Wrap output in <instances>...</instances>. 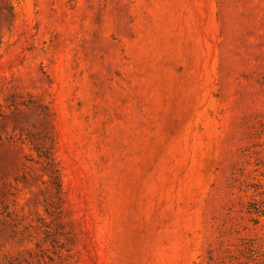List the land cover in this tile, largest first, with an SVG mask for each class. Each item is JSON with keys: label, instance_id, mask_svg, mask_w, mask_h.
Listing matches in <instances>:
<instances>
[{"label": "rangeland", "instance_id": "1", "mask_svg": "<svg viewBox=\"0 0 264 264\" xmlns=\"http://www.w3.org/2000/svg\"><path fill=\"white\" fill-rule=\"evenodd\" d=\"M0 264H264V0H0Z\"/></svg>", "mask_w": 264, "mask_h": 264}]
</instances>
